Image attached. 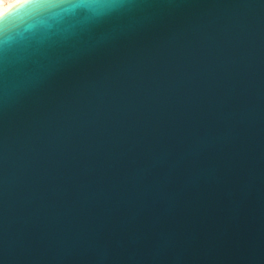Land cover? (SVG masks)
<instances>
[{
  "label": "water",
  "instance_id": "95a60500",
  "mask_svg": "<svg viewBox=\"0 0 264 264\" xmlns=\"http://www.w3.org/2000/svg\"><path fill=\"white\" fill-rule=\"evenodd\" d=\"M0 264H264V0L0 14Z\"/></svg>",
  "mask_w": 264,
  "mask_h": 264
},
{
  "label": "bare ground",
  "instance_id": "6f19581e",
  "mask_svg": "<svg viewBox=\"0 0 264 264\" xmlns=\"http://www.w3.org/2000/svg\"><path fill=\"white\" fill-rule=\"evenodd\" d=\"M23 0H0V14Z\"/></svg>",
  "mask_w": 264,
  "mask_h": 264
}]
</instances>
